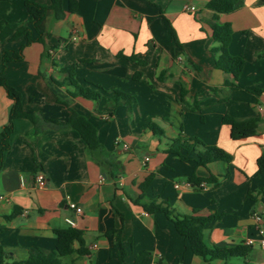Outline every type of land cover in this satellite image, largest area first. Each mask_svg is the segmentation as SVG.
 Here are the masks:
<instances>
[{"label":"crops","instance_id":"obj_1","mask_svg":"<svg viewBox=\"0 0 264 264\" xmlns=\"http://www.w3.org/2000/svg\"><path fill=\"white\" fill-rule=\"evenodd\" d=\"M69 1L76 4L74 12L56 18L48 9L39 25L42 40L25 45L22 60L3 65L2 50L24 45L13 34L29 22L23 0H0V73L20 94L27 115L13 120L0 161V264L24 261L33 248L52 251L54 230L68 227L82 231L86 254L74 251L61 264H134L140 251L148 252L143 264H264L257 243L243 256L206 261L163 212L148 213L133 202L142 196V202H164L179 215H219L204 229L209 246L258 239L252 215L264 216V172L256 164L264 152V3L242 0L235 11L219 15L232 28L229 53L245 61L230 88L224 82H233L232 76L214 67L210 51L215 42L209 0H63L64 9ZM130 55L136 60H128ZM73 64L79 85L102 88L98 100L78 95L65 82L60 69ZM113 90L134 102L108 107ZM12 103L0 86V130ZM71 111L94 126L102 151L88 150L67 125ZM225 114L257 118L256 134L231 139ZM177 137L220 147L231 160L197 166L200 145L181 160L165 152ZM37 173L45 175L42 188L35 185ZM192 174L215 180L197 189L188 182Z\"/></svg>","mask_w":264,"mask_h":264},{"label":"trees","instance_id":"obj_2","mask_svg":"<svg viewBox=\"0 0 264 264\" xmlns=\"http://www.w3.org/2000/svg\"><path fill=\"white\" fill-rule=\"evenodd\" d=\"M264 3V0H261ZM25 11L28 15L29 25L19 27L13 34V37L22 36L24 38V45L17 49L4 48L1 52V61L3 65L8 62L20 61L23 58L22 49L25 45L32 42L42 40V32L39 25L48 9L54 12L56 18H62L66 12H74L76 4L74 1H69L66 9L63 8V0H50L48 5L34 2L32 0H23ZM242 4V0H209L206 3V8L212 11L208 25L211 30V38L215 42L210 49L213 59L214 67L230 74L233 82L225 80L224 85L230 88H235V81L244 68L245 61L238 55H232L228 51V45L231 39L232 28L229 22H221L219 20L220 14H226L235 11ZM34 34V35H33ZM122 56V54H120ZM130 61L136 60L135 55L126 57ZM138 63L143 65L144 61L138 60ZM74 64L70 66L61 67V72L65 73V82L75 86L78 89L77 94L90 100H98L101 97L102 88L99 85L81 86L74 78ZM140 77V72L133 74L134 79ZM0 86L5 90L6 95L12 100V107L9 113V119L0 130V161L4 153L9 148V138L13 131V120L17 117L27 116L22 111L20 94L11 86H9L5 78L0 73ZM185 90L181 87V95H184ZM134 102V97L119 90H113L112 95L107 99L106 105L115 108L118 105L130 106ZM194 110H199L196 107ZM31 117V116H29ZM54 122V121H52ZM222 123L229 126L230 137L233 140L246 139L256 134L258 119H237L225 114L222 117ZM67 125L71 126L79 133L80 137L86 144L90 151H102V147L97 140L96 129L92 124L85 120L76 112L71 111ZM154 133L162 134V130L153 124L149 125ZM189 143L180 138L170 140L169 145L165 149L166 153L176 154L181 160H186V154L190 150H194L197 145L202 146V150L196 152L195 162L197 166L206 167L207 164L214 161L229 162L231 155L222 148L215 145H206L196 137H189ZM256 164L260 172H264V152L257 158ZM151 177H146L141 185L144 189ZM214 177L201 178L192 174L188 177V182L192 183L197 189H201L200 183L203 181L213 182ZM143 197L139 196L133 202L138 203L148 213L161 211L173 223L176 231L184 236L189 244L192 252L206 261L214 259H226L231 256H243L249 252V245H237L234 247H219L209 246L204 240V229L207 223L216 219L219 215H179L175 213L166 203H156V201L142 202ZM2 228H0V231ZM56 245L52 251L43 252L39 248H33L29 251V256L26 260L16 264H61V258L70 255L74 251L79 255L86 254L84 248L82 231L68 227L65 229H55ZM77 243L78 247L74 249L73 243ZM122 254L119 256V263L122 261ZM148 252L140 251L135 254L134 264H143Z\"/></svg>","mask_w":264,"mask_h":264},{"label":"built area","instance_id":"obj_3","mask_svg":"<svg viewBox=\"0 0 264 264\" xmlns=\"http://www.w3.org/2000/svg\"><path fill=\"white\" fill-rule=\"evenodd\" d=\"M184 10L186 11H189V12H192L195 10V7L193 5H185L184 6ZM72 33L75 35L76 34V30L74 29L72 31ZM117 143H119L117 141ZM122 147L126 148L127 145L124 144V143H121ZM145 161L148 160L147 157L144 158ZM34 182H35V185L39 188H42L46 185V178H45V175L43 173H37L35 175V179H34ZM73 206V205H71ZM76 212H80L81 209L76 207L75 208ZM253 219L255 221V232L258 236V239H253V238H248L245 240L244 244L245 245H253L255 243H257L260 247L264 248V216L261 215L260 213H253ZM68 222L70 224H73L72 220H68Z\"/></svg>","mask_w":264,"mask_h":264}]
</instances>
